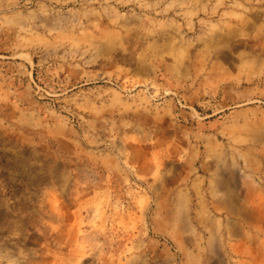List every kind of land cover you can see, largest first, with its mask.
Masks as SVG:
<instances>
[{
	"label": "rangeland",
	"instance_id": "rangeland-1",
	"mask_svg": "<svg viewBox=\"0 0 264 264\" xmlns=\"http://www.w3.org/2000/svg\"><path fill=\"white\" fill-rule=\"evenodd\" d=\"M0 264H264V0H0Z\"/></svg>",
	"mask_w": 264,
	"mask_h": 264
}]
</instances>
